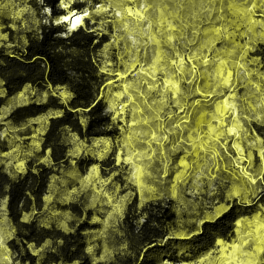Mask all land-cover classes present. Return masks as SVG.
<instances>
[{"label": "rangeland", "instance_id": "rangeland-1", "mask_svg": "<svg viewBox=\"0 0 264 264\" xmlns=\"http://www.w3.org/2000/svg\"><path fill=\"white\" fill-rule=\"evenodd\" d=\"M103 1L81 12L72 7L77 0H63L62 8L72 18L65 19L71 30L90 19L111 36L102 55L111 79L103 97L120 136L87 142L70 135L73 166L52 179L44 210L24 219L71 231L83 218L61 206L75 203L91 211L100 227L87 234L88 252L98 264L124 248L120 227L135 195L140 206L171 202V235L181 239L235 205H252L232 236L217 239L211 250L159 264H264V0ZM50 16L32 0H0V48L24 46L26 33ZM50 94L70 97L65 89L27 86L0 109V146L7 148L0 149V164L12 177L38 157L49 119L58 112L20 127L7 118L16 107L44 102ZM114 148L115 173L105 176L95 165L83 174L75 166L81 156L103 160ZM14 233L3 201L0 264H23L8 246ZM50 247L31 248L40 261ZM187 250L184 244L181 252Z\"/></svg>", "mask_w": 264, "mask_h": 264}, {"label": "trees", "instance_id": "trees-1", "mask_svg": "<svg viewBox=\"0 0 264 264\" xmlns=\"http://www.w3.org/2000/svg\"><path fill=\"white\" fill-rule=\"evenodd\" d=\"M62 3L63 0H32L36 9L51 10L50 22L27 32L24 46L12 51L0 48V80L5 91L0 96V109L27 86L39 91L61 88L70 94L67 101L50 94L44 102L18 106L7 118L13 126L20 127L48 112H58L49 119L38 157L28 160L23 173L12 177L0 164V203L6 201L7 216L15 229L8 246L23 264H94L88 252L87 234L100 225L92 221L91 211L85 212L75 203L61 206L62 210L83 218L71 231L44 226L36 217L29 221L24 217L44 210L52 179L73 166L70 135L87 142L97 138L115 141L121 133L103 97L111 79L101 70L102 55L111 36L96 30L90 19H85L84 24L73 30H69L66 24H55V19L69 13L62 8ZM99 4L104 1L77 0L72 7L82 12ZM259 55L264 59V49ZM2 145L0 149L7 151ZM116 156V148L103 160L81 156L75 160V166L84 174L98 165L102 174L107 176L119 169ZM46 157L49 162H42ZM123 183L120 180V184ZM253 208L252 205H235L216 219L205 222L200 232L181 239L171 235L176 221L171 202L156 201L140 206L139 197L135 195L120 227L124 248L111 261L98 264L193 260L211 250L217 239L231 237L238 218L251 213ZM47 243L51 247L39 261L31 247L41 248ZM184 244L188 250L183 253L181 247Z\"/></svg>", "mask_w": 264, "mask_h": 264}, {"label": "built area", "instance_id": "built-area-1", "mask_svg": "<svg viewBox=\"0 0 264 264\" xmlns=\"http://www.w3.org/2000/svg\"><path fill=\"white\" fill-rule=\"evenodd\" d=\"M102 4H99V5H97L96 7H100ZM47 10H50L49 8H46ZM65 16H63V17H61L60 18V23H55V24H66L65 22ZM69 28V27H68ZM76 29V28H75ZM69 30H71L70 28H69ZM73 30V29H72ZM101 70L103 71V69H102V64H101ZM104 72V71H103ZM105 73V72H104Z\"/></svg>", "mask_w": 264, "mask_h": 264}, {"label": "bare ground", "instance_id": "bare-ground-1", "mask_svg": "<svg viewBox=\"0 0 264 264\" xmlns=\"http://www.w3.org/2000/svg\"><path fill=\"white\" fill-rule=\"evenodd\" d=\"M65 18H66V20H69V19L72 20V18H69V17H67V16H66ZM76 20H79V17H77Z\"/></svg>", "mask_w": 264, "mask_h": 264}]
</instances>
